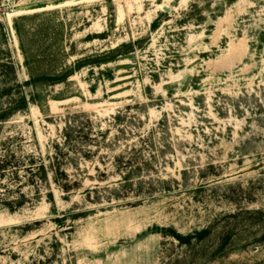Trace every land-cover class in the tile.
Listing matches in <instances>:
<instances>
[{
  "label": "rangeland",
  "instance_id": "374dc122",
  "mask_svg": "<svg viewBox=\"0 0 264 264\" xmlns=\"http://www.w3.org/2000/svg\"><path fill=\"white\" fill-rule=\"evenodd\" d=\"M7 56L20 83L90 62L20 88L1 156L48 166L68 120L90 123L64 148L76 188L48 168L0 205V264H264V0H0V91Z\"/></svg>",
  "mask_w": 264,
  "mask_h": 264
},
{
  "label": "trees",
  "instance_id": "16d2710c",
  "mask_svg": "<svg viewBox=\"0 0 264 264\" xmlns=\"http://www.w3.org/2000/svg\"><path fill=\"white\" fill-rule=\"evenodd\" d=\"M156 22L154 21L152 25H155ZM15 31L19 37L20 41V33L19 28L16 23H14ZM128 46V44H123L121 47ZM20 49L24 57V63L26 65L29 64V61L33 59L32 57H28L27 52L25 51L23 45L20 41ZM119 48H115L112 50L113 52H118ZM86 62H90V59H83L79 60L75 63L72 68L65 69L60 74H44L37 77H30L28 80L19 82L17 79V67L14 62L10 59V56H7L6 60L2 63L1 69V76L3 87L0 91V95L2 97L8 98V102L4 107H2V111L0 112V121L4 122L8 120L12 115L17 112H25L28 108L29 102H33V96H27L24 91L20 90L22 86L29 85L34 81H42L46 80L52 83H60L66 80L73 72L75 68H79L82 64ZM97 62V60H94ZM13 89H15V94L12 93ZM79 121V120H78ZM89 119H85V121H80V124L74 126L75 118L73 117L72 120H68L66 127L63 131V144H55L53 147V151L51 155H48V166L44 162V159L41 156H36L33 154H28L23 157H16L15 153L9 149L8 146H4V152L2 156L0 155V180H3L7 177L13 182H16V188L18 191L17 199H8L4 198L0 195V205L6 207L9 211H14L15 208L21 207L27 202V197L24 193L20 190V187L23 185L24 182L36 187L38 189L40 183L46 182L48 177V168H50L52 173V179L55 183L58 184L60 189L64 192H69L73 188L77 187L76 181H71L65 171L63 169L64 161L67 158L66 152L64 148H72L74 143L77 140L86 141L89 139L88 133L84 132L83 127L84 125H89ZM96 133H101V130H96ZM64 146V147H63ZM120 164H124L123 166H130L131 161H123L119 160ZM20 172L26 174V176L21 175ZM130 171H128L129 173ZM127 176V175H125ZM125 183H127V178L123 177ZM4 186V185H2ZM8 187H6L7 189ZM10 191V190H8ZM48 198L52 199L51 193H48ZM52 201V200H50ZM209 231L207 229H203L199 232H196V238L202 239L204 238ZM173 236L178 240L180 244H189L193 235H181L180 233H176L173 231Z\"/></svg>",
  "mask_w": 264,
  "mask_h": 264
},
{
  "label": "water",
  "instance_id": "95a60500",
  "mask_svg": "<svg viewBox=\"0 0 264 264\" xmlns=\"http://www.w3.org/2000/svg\"><path fill=\"white\" fill-rule=\"evenodd\" d=\"M164 10H165V11H168V8H167V7H164Z\"/></svg>",
  "mask_w": 264,
  "mask_h": 264
}]
</instances>
